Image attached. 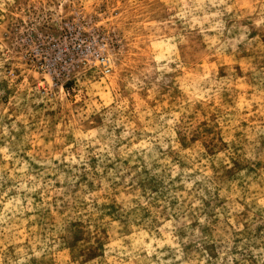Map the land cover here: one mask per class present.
<instances>
[{
    "label": "rangeland",
    "instance_id": "1",
    "mask_svg": "<svg viewBox=\"0 0 264 264\" xmlns=\"http://www.w3.org/2000/svg\"><path fill=\"white\" fill-rule=\"evenodd\" d=\"M0 264H264V0H0Z\"/></svg>",
    "mask_w": 264,
    "mask_h": 264
},
{
    "label": "built area",
    "instance_id": "2",
    "mask_svg": "<svg viewBox=\"0 0 264 264\" xmlns=\"http://www.w3.org/2000/svg\"><path fill=\"white\" fill-rule=\"evenodd\" d=\"M99 62L102 64V66L105 68V71H107V70H109V66H108V64H107V61H106V59L105 58H100L99 59Z\"/></svg>",
    "mask_w": 264,
    "mask_h": 264
}]
</instances>
